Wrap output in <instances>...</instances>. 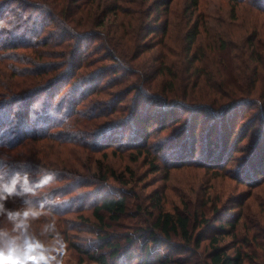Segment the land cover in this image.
Instances as JSON below:
<instances>
[{"label":"trees","instance_id":"trees-1","mask_svg":"<svg viewBox=\"0 0 264 264\" xmlns=\"http://www.w3.org/2000/svg\"><path fill=\"white\" fill-rule=\"evenodd\" d=\"M228 1L247 3L257 12H264V0ZM14 2L18 4L10 9ZM188 2L186 13H182L186 28L174 50L170 43L173 15L170 17L169 0H0L1 34L14 38L3 44L1 52L13 48L35 56L29 59L34 62L31 71L22 75V67L12 66L10 61L6 64L8 59L0 55V66L5 69L2 77L8 73L10 81L21 86V80L27 85L0 93L1 128L11 123L10 129L16 133L6 141L0 137V189L12 187L17 193L4 205L13 211H23L25 200L36 207L45 205L43 214L28 222V233L33 238L29 264H37L47 239L56 234L68 236L74 229L64 218L67 211L63 207L88 198H95L89 207L96 222L84 223L96 234L89 246L72 244L80 263L195 264L193 258H203V264H264V253L251 255L241 247L229 253L222 243L229 236L237 239L243 233V202L230 210L237 215L234 218L225 217V205L214 206L212 219L204 211L192 210L187 202L184 210H167L162 197L154 196L158 210L154 223L135 231L123 239L125 242L116 239L111 227L105 226L107 218L119 223L129 205L127 192L103 193L104 183L117 177L106 164L109 152L118 155L120 149L131 150L134 160L149 161L151 150L158 148L152 164L162 159L171 167L196 164L219 176L230 173L235 168L232 165L241 160L234 152L249 138L250 128L237 131L232 113L253 99L247 92L248 80L244 86L235 87L234 76L232 82L215 78L209 104L188 106L191 104H187V98L192 96L184 79L179 82L180 73L194 81L195 87L200 76H209L211 71L222 74L225 61L230 63L227 70L235 75L240 62L246 71L251 69L252 78L258 82V65L264 66V54L255 50L260 42L264 43V13H253V19L245 24L247 47L242 43L232 46L229 31L223 30V24L228 23L223 14L197 13L201 0ZM10 10L30 14V19L26 17V25L18 26L21 18L9 16ZM231 14L235 23L238 13ZM28 35L32 38L17 41ZM205 41L210 44L209 50L204 48ZM229 83H234L235 90L227 92ZM256 94L264 99V81ZM238 98L246 103L236 105ZM40 101L47 108L34 109L33 117L31 108ZM18 104L21 109L14 111ZM5 108L10 118L3 116ZM55 110L56 117L52 113ZM261 115L264 112L258 117ZM202 117L209 118V123ZM258 117L261 134L254 139L255 149L239 172L249 186L264 176V117ZM42 124L45 126L31 130V126ZM244 148L249 150L248 143ZM48 173H54V181L60 185L53 189L48 185L38 187L37 182ZM78 186L90 190L81 191L72 200L54 201L62 191L70 192ZM26 188L36 189L35 195L25 194ZM50 223L55 224V232L45 231ZM0 231L17 235L13 222L5 215H0ZM138 241L139 245L131 248ZM163 245L187 255L174 258L172 251L162 252ZM260 246L264 248V243Z\"/></svg>","mask_w":264,"mask_h":264},{"label":"rangeland","instance_id":"rangeland-1","mask_svg":"<svg viewBox=\"0 0 264 264\" xmlns=\"http://www.w3.org/2000/svg\"><path fill=\"white\" fill-rule=\"evenodd\" d=\"M169 1L171 2L170 17L173 15V23L171 27L172 41H170V43L175 50V48H177V44L175 42L178 41L179 36L185 31L186 28V19L183 17L182 13H186L189 0ZM17 4V2H14L10 9H13V6ZM235 5L236 4H234V2H229L228 0H201L200 8L197 13H222L223 17L228 22L227 25L223 24V30L227 29L229 31V37L231 38V42L229 44L236 46L242 43L244 46H246V40L244 37L245 24L253 19V13L264 12H257L251 7V5L247 3H239L234 8ZM16 11L13 13L14 11L10 10L8 15L12 17L18 16L19 19L21 18L20 22H17L16 25H26V17L27 19H30V14L25 15L24 13H16ZM231 13H238V18L235 19V23L231 18ZM220 31H222V29H220ZM1 33L2 32L0 31V52L2 51L1 48L4 43L14 40V38H11L9 34L2 35ZM208 36H211V34ZM30 38H32V36L28 35L26 37H22V40L17 39V41L24 42ZM204 44L205 50H209V42L205 41ZM259 44V48L257 47L255 51H257V53L264 54V43L260 42ZM39 49L41 51L46 50V48ZM25 53L26 52L22 50L11 48L5 49L4 52L0 53V55L4 54V56L8 59V62L5 61L6 64H8L10 61V65L22 67L19 69V73L23 75L31 71L30 67L33 66L34 62L30 61L29 59H34L33 57H35L31 54ZM210 57H212L214 60L216 59L212 52H210ZM225 58H228V56L225 55ZM173 59L176 58L173 57ZM223 66H225V69L223 70L222 74L218 72L217 75L216 73L214 75V72L211 71L212 74L209 75L210 77L207 75L200 76V82L198 81L195 87H192L194 81H192L190 78L187 80L185 75L183 76L182 71L180 73L179 82L181 83L184 79V83L188 84V94L192 96L191 98H187L190 101L187 104H191L188 106L200 107L203 105L207 106L209 104L207 101L212 96L211 93L214 90L215 78L218 79L219 77L220 80L229 79V82H232L231 79L234 76V79L236 78L235 87H237V85L244 86L248 80V85H250V88H248L247 92L253 96V99L250 101V104H247L241 108L238 107L232 113V118H236L237 121V131L242 128H250L248 134L249 138L247 137L244 141H242L236 148L237 151L234 152V156H238L241 159L240 162L236 161L232 165V167L235 166V168L230 173L226 172L223 176H219L212 171H206L199 168L196 164L171 167L167 164H164L163 161H165V159L159 160L152 164L151 159L153 156L158 154V148H153L151 150L149 161H145L143 158H140L137 161L134 160L130 157L131 150L120 149L118 150V155L114 154L113 152H109V157L106 160V164L116 171L117 177H110L106 183H104L103 193L120 195L124 192H127L129 199L127 213L121 219V221L119 223H113L110 221L111 219L107 218V222L105 224V226L107 225L108 227H111L110 231L114 232L116 239L124 241L123 239L131 236L133 233H135V231L142 227H149L154 223L158 214V210L154 207V196L162 197V205L167 210H184L185 203L187 202L192 206V210L204 211L207 216L211 217L212 219L215 217V212H213L214 206L219 205L220 207L221 205H225V217L234 218V216L236 217L237 215L230 213V210L235 207L236 203L243 202L245 204V208L241 209L242 219L240 222L243 228V233L239 235L237 239H233V237L229 236L222 243L228 247L229 253H235L236 249L239 247L246 249V251H248V253L251 255L255 253H264V248H261L262 246H260V244L263 245L264 243V176H262V178H260L255 184L249 186L244 182V177L240 176L239 174L240 170L244 167V165L247 164V157L255 149L253 143L254 139L259 137L261 134V123L257 120V117L264 112V99L261 98L259 94L255 95V93L257 92L261 82L264 81V66L258 65V69L261 73V78H258V82L254 81L252 78V75L250 74L252 72L251 69H247L246 71L243 67L244 65L240 62L237 64L238 68L234 73L235 75H232L233 72L227 70V68L230 67L229 61H225ZM4 70V66H0V93H10L12 91L20 90L22 86L25 88L27 87V85L23 84V81L21 80H19L21 86H18V82L10 81L8 78V73L2 77ZM207 71H209V69ZM241 76L245 77V80H243L244 78ZM229 84L230 86L228 91H226L230 92L231 88H234L233 90H235L234 83ZM247 92L245 96H247ZM178 93L181 95L183 94L182 92ZM43 100L47 102L46 99ZM234 102L237 105L246 103V100L244 98H238L235 99ZM220 103L222 104L223 100H221ZM46 105L47 104L41 101L34 103L31 108L32 116L34 117L35 115L34 109L36 111H45L47 108ZM221 106L223 107V104ZM20 107H22L21 104H18L16 108H14V111L15 109L20 110ZM22 110L23 112L25 111V109ZM183 111L185 112V117H188L189 112H186V109ZM56 112L57 110L52 113L54 114ZM8 113V109L5 108L3 110V116L4 114L9 116ZM229 116L231 118V113ZM54 117H56V114H54ZM259 117H264V115ZM202 120L204 122L207 121L206 123H209V118L206 119L202 117ZM16 121L17 119L12 122ZM10 124H7V126H4V128H1L0 124V137H4V141H6V139H8L11 135H16V133L13 132V129H10ZM44 126L45 124H42L38 127L31 126V130H38L40 127ZM12 128L16 129L14 126H12ZM173 132L174 131H172L171 134H173ZM247 143L249 146L248 151L244 148ZM56 184L57 182L54 181L48 184L47 187L53 189L56 188ZM57 185H60V183ZM89 190L90 189L88 186H78L70 192L64 190L61 192V194H58L59 196L54 198V201L72 200L70 198L74 195L79 194L81 191ZM94 192L95 190L93 189V193ZM93 202H95V198H88L85 202L80 201L76 205L70 204L69 206L63 207L64 211H67L64 218L69 221L68 225L74 227V229L68 232V236L66 234H56L55 236L47 239L41 250L42 254L46 249L52 247L59 249L60 244L62 243V251L59 253H54L57 255V259L59 260L60 264H97L91 261L80 263V257L77 251L71 247L72 244L84 247L89 246L91 244L90 241H93L94 239L96 233L91 232L89 230L90 226L84 223L89 220L91 222H96V219L92 214V209L89 207V205H91ZM174 240L179 241V238L175 237ZM139 243L140 242L138 241L131 248L137 247ZM168 250V246L163 245L162 252L165 253L168 252ZM169 251H172L171 256L174 258L178 256L184 257L187 255V252L182 254V252H179L178 250L170 249ZM201 259L198 260V258H193L191 261L195 262V264H203L204 260L203 258ZM134 264H137V261H135ZM247 264L249 263L247 262Z\"/></svg>","mask_w":264,"mask_h":264},{"label":"clouds","instance_id":"clouds-1","mask_svg":"<svg viewBox=\"0 0 264 264\" xmlns=\"http://www.w3.org/2000/svg\"><path fill=\"white\" fill-rule=\"evenodd\" d=\"M55 174H45L40 181L37 182L38 187H46L54 182ZM27 183V180H25ZM25 194L35 195L36 189L26 188ZM12 187H3L0 189V215H5L7 219L14 224V231L17 235L12 236L7 231H0V264H29L32 259L29 252L33 238L28 233L29 219L36 218L43 214L45 205L41 203L36 207L31 200H25L23 211H13L5 208L4 202L12 195H15ZM46 232H55V224L50 223L45 226ZM63 249V244L60 248L55 247L46 249L41 255L37 264H60L57 255Z\"/></svg>","mask_w":264,"mask_h":264}]
</instances>
